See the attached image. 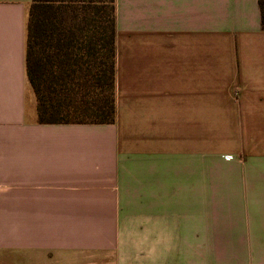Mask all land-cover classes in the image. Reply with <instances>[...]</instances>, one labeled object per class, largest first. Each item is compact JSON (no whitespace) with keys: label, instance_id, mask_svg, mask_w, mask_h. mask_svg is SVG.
<instances>
[{"label":"crops","instance_id":"obj_1","mask_svg":"<svg viewBox=\"0 0 264 264\" xmlns=\"http://www.w3.org/2000/svg\"><path fill=\"white\" fill-rule=\"evenodd\" d=\"M32 0H0V264H264L258 0H114L115 121L37 122Z\"/></svg>","mask_w":264,"mask_h":264},{"label":"trees","instance_id":"obj_2","mask_svg":"<svg viewBox=\"0 0 264 264\" xmlns=\"http://www.w3.org/2000/svg\"><path fill=\"white\" fill-rule=\"evenodd\" d=\"M115 33L114 0H32L25 72L38 123L115 121Z\"/></svg>","mask_w":264,"mask_h":264}]
</instances>
